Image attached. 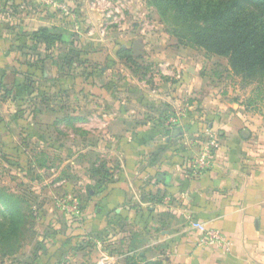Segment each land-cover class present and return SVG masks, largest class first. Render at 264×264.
<instances>
[{"label":"crops","instance_id":"0c3cea01","mask_svg":"<svg viewBox=\"0 0 264 264\" xmlns=\"http://www.w3.org/2000/svg\"><path fill=\"white\" fill-rule=\"evenodd\" d=\"M7 1L0 0V85L8 78L19 88L21 57L2 18L13 2ZM141 54L135 65L124 60L131 73L121 83L91 84L92 92L100 88L109 96L80 101V113L57 120L74 122L81 141L74 148L78 172L84 169L92 182L82 220L66 229L73 237L56 248L67 253L63 264H262L264 114L226 97L228 89L224 97L203 96L207 85L215 90L217 83L192 82L173 60L152 63ZM157 65L161 71H152ZM189 72L196 76L195 69ZM183 90L193 95L182 101ZM89 121L98 128H84ZM208 130L218 133L219 147L211 166L199 169ZM194 222L221 231L229 248L203 242Z\"/></svg>","mask_w":264,"mask_h":264},{"label":"rangeland","instance_id":"374dc122","mask_svg":"<svg viewBox=\"0 0 264 264\" xmlns=\"http://www.w3.org/2000/svg\"><path fill=\"white\" fill-rule=\"evenodd\" d=\"M150 2L13 0L9 8L5 7V29L14 35L21 57L22 87H12L8 78L0 85V187L19 196L24 209L11 215L0 202V264H63L66 260L67 253L56 248L64 238L73 237L72 230L66 229H74L82 220L68 206L73 199L80 201V207L85 205L83 196L92 182L84 169L78 172L79 157L74 150L81 141L75 136L74 122L57 120L80 113V101L109 96L100 88L92 92V83H121L130 76L124 63L127 58L115 57L117 45L126 44L133 52L138 41L140 47L133 52L136 59L143 52L144 59L152 63L156 58L163 65L173 60L172 65L178 63L182 74L190 75L192 82L217 83L215 90L207 85L203 96L205 92H217L224 97L223 91L228 89L226 97H238L246 110L264 114V86L246 83L235 75L229 70L227 57L206 55L202 48L179 44ZM43 24L62 34L63 41L49 49L32 41L34 28ZM95 49L105 51L88 56ZM105 65L110 67L101 70ZM35 66L39 74L31 68ZM189 68L195 69L196 76ZM153 70L161 71V66ZM183 91L182 101L193 95ZM85 107L83 113L91 112L90 105ZM94 122L83 127L98 128ZM41 151L50 156L49 168H34L30 163Z\"/></svg>","mask_w":264,"mask_h":264},{"label":"trees","instance_id":"16d2710c","mask_svg":"<svg viewBox=\"0 0 264 264\" xmlns=\"http://www.w3.org/2000/svg\"><path fill=\"white\" fill-rule=\"evenodd\" d=\"M150 1L179 44L202 48L206 55L227 57L229 70L235 75L246 83L264 86V0ZM32 41L43 43L49 49L62 42L63 36L49 26H41L32 32ZM116 54L118 58H127V63L137 64L128 46L117 45ZM35 156L36 161L32 160L31 165L50 167L48 152H37ZM0 202L11 215H18L24 209L19 196L1 187ZM84 207L81 208L84 210Z\"/></svg>","mask_w":264,"mask_h":264},{"label":"built area","instance_id":"2783aa9c","mask_svg":"<svg viewBox=\"0 0 264 264\" xmlns=\"http://www.w3.org/2000/svg\"><path fill=\"white\" fill-rule=\"evenodd\" d=\"M172 122H176L177 118H171ZM220 137L217 132L213 130L207 131V138L202 143V148L200 155L196 159V165L199 169H205L211 166V163L214 161L216 156V151L219 147ZM69 209L79 215L81 213L80 201L73 199L71 206H68ZM193 225L198 228L201 232L202 241L209 244H217L229 248L228 238L219 230L207 227L203 222H194ZM264 264V262L262 263Z\"/></svg>","mask_w":264,"mask_h":264},{"label":"water","instance_id":"95a60500","mask_svg":"<svg viewBox=\"0 0 264 264\" xmlns=\"http://www.w3.org/2000/svg\"><path fill=\"white\" fill-rule=\"evenodd\" d=\"M139 47H140V43H139L138 41H136V42L134 43V46H133V51H134L135 53H137V50L139 49Z\"/></svg>","mask_w":264,"mask_h":264}]
</instances>
